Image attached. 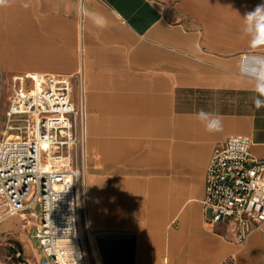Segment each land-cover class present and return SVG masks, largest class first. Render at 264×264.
I'll use <instances>...</instances> for the list:
<instances>
[{
  "label": "crops",
  "instance_id": "obj_1",
  "mask_svg": "<svg viewBox=\"0 0 264 264\" xmlns=\"http://www.w3.org/2000/svg\"><path fill=\"white\" fill-rule=\"evenodd\" d=\"M261 4H0V140L11 136L7 111L30 76L67 77L82 109L76 161L88 264H264V223L238 243L236 226L213 224L201 202L213 150L228 137L248 138L264 160V107L254 105V81L239 74L243 53L264 55L243 19ZM201 109L219 116L222 131L205 130ZM22 215L34 234L37 218Z\"/></svg>",
  "mask_w": 264,
  "mask_h": 264
},
{
  "label": "built area",
  "instance_id": "obj_2",
  "mask_svg": "<svg viewBox=\"0 0 264 264\" xmlns=\"http://www.w3.org/2000/svg\"><path fill=\"white\" fill-rule=\"evenodd\" d=\"M260 57L264 55L243 53L244 72H251ZM239 74L249 78L241 65ZM28 79L32 89L23 85L17 89L7 111L9 130L18 134L0 140V222L32 211L38 220L33 234L38 264H88L78 198L81 169L76 161L82 109L74 105L67 77ZM250 145L248 138L230 136L213 150L201 201L213 224L236 226L238 243L264 223V160L251 154ZM0 264L28 263L18 254Z\"/></svg>",
  "mask_w": 264,
  "mask_h": 264
},
{
  "label": "clouds",
  "instance_id": "obj_3",
  "mask_svg": "<svg viewBox=\"0 0 264 264\" xmlns=\"http://www.w3.org/2000/svg\"><path fill=\"white\" fill-rule=\"evenodd\" d=\"M6 0H0V4ZM26 6V5H25ZM244 28L252 36L253 45L264 43V4L258 5L254 11L249 12L243 18ZM241 72L254 81V91L258 94L254 98V105L257 109L264 107V57L257 58L256 67L251 72H244V64H241ZM197 118L204 124L205 130L209 133L222 131V121L216 113L203 109L197 113Z\"/></svg>",
  "mask_w": 264,
  "mask_h": 264
},
{
  "label": "rangeland",
  "instance_id": "obj_4",
  "mask_svg": "<svg viewBox=\"0 0 264 264\" xmlns=\"http://www.w3.org/2000/svg\"><path fill=\"white\" fill-rule=\"evenodd\" d=\"M25 89L31 90L33 85L29 80L24 81ZM1 112V111H0ZM7 134L16 135V131H9ZM46 147V144H43ZM81 169V168H80ZM84 175L81 170V178L79 181V193L83 184ZM26 222L17 217L7 218L0 224V262L6 260L8 257H16L18 254L20 258L26 259L30 264L36 262V256L29 253L33 251L35 253V242L32 239L33 225L29 224V221H33L31 217L26 216Z\"/></svg>",
  "mask_w": 264,
  "mask_h": 264
},
{
  "label": "bare ground",
  "instance_id": "obj_5",
  "mask_svg": "<svg viewBox=\"0 0 264 264\" xmlns=\"http://www.w3.org/2000/svg\"><path fill=\"white\" fill-rule=\"evenodd\" d=\"M11 137H13V138H14V136H13V135H11ZM24 217H25V216H24V215H22V214L18 216V218L20 219V223L22 222V220L24 219ZM25 222H26V221H25Z\"/></svg>",
  "mask_w": 264,
  "mask_h": 264
}]
</instances>
